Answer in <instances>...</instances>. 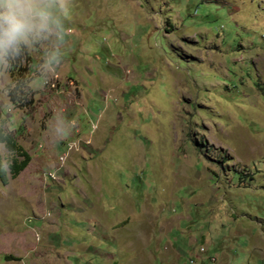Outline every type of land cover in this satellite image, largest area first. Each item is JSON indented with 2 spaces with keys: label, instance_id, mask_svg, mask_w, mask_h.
Listing matches in <instances>:
<instances>
[{
  "label": "rangeland",
  "instance_id": "374dc122",
  "mask_svg": "<svg viewBox=\"0 0 264 264\" xmlns=\"http://www.w3.org/2000/svg\"><path fill=\"white\" fill-rule=\"evenodd\" d=\"M70 27L48 85L0 96L32 158L0 264H264V0H74Z\"/></svg>",
  "mask_w": 264,
  "mask_h": 264
},
{
  "label": "clouds",
  "instance_id": "9594fccd",
  "mask_svg": "<svg viewBox=\"0 0 264 264\" xmlns=\"http://www.w3.org/2000/svg\"><path fill=\"white\" fill-rule=\"evenodd\" d=\"M74 0H0V96L26 101L48 85L70 51L69 36ZM41 51L42 63L27 79H13L12 72L29 53ZM54 135L66 138L69 121L55 117ZM0 176L11 177L16 151L0 136Z\"/></svg>",
  "mask_w": 264,
  "mask_h": 264
},
{
  "label": "trees",
  "instance_id": "16d2710c",
  "mask_svg": "<svg viewBox=\"0 0 264 264\" xmlns=\"http://www.w3.org/2000/svg\"><path fill=\"white\" fill-rule=\"evenodd\" d=\"M0 136H6L8 143L16 151V158L14 165L11 171V178H17L22 171H24L31 161L30 154L21 147L16 138L9 133H6L2 128H0ZM0 180L3 184H8L9 179H5L3 176H0Z\"/></svg>",
  "mask_w": 264,
  "mask_h": 264
}]
</instances>
